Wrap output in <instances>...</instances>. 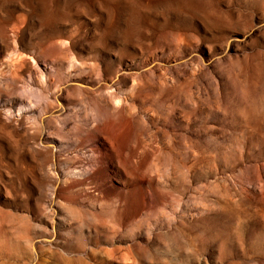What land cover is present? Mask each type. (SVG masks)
Here are the masks:
<instances>
[{
  "label": "rangeland",
  "instance_id": "374dc122",
  "mask_svg": "<svg viewBox=\"0 0 264 264\" xmlns=\"http://www.w3.org/2000/svg\"><path fill=\"white\" fill-rule=\"evenodd\" d=\"M0 264H264V0H0Z\"/></svg>",
  "mask_w": 264,
  "mask_h": 264
}]
</instances>
